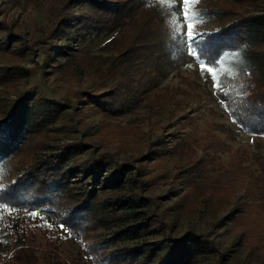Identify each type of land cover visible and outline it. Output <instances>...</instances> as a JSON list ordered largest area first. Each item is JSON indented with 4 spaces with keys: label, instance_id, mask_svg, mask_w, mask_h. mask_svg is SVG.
<instances>
[{
    "label": "rangeland",
    "instance_id": "374dc122",
    "mask_svg": "<svg viewBox=\"0 0 264 264\" xmlns=\"http://www.w3.org/2000/svg\"><path fill=\"white\" fill-rule=\"evenodd\" d=\"M83 1L0 0V116L24 94L63 105L57 122L34 131L5 163L0 186L38 156L71 146L73 183L95 186L102 193L98 206L114 191L109 182L122 180L133 190L123 199H141L160 214L150 220L157 221V232L129 242L155 245L193 230L213 243L193 264H208L219 253L226 254L223 264H264V135L242 128L216 94L217 72L213 77L210 66L189 54L182 0H163L179 21L181 38L175 53L153 60L155 67L148 49L125 63L114 40L118 29L82 27L75 15H92ZM188 10L199 14L193 31L201 35L236 17L258 15L254 38L264 39V0H197ZM76 26L79 32L66 45L64 30ZM244 65L264 66V57L243 49L222 63L227 70ZM96 158L103 160L101 181L92 177ZM51 221L29 224L41 239L59 235L64 256L76 264H94L89 256L80 259V242L117 230L115 225L79 242ZM162 257L158 250V264Z\"/></svg>",
    "mask_w": 264,
    "mask_h": 264
},
{
    "label": "trees",
    "instance_id": "16d2710c",
    "mask_svg": "<svg viewBox=\"0 0 264 264\" xmlns=\"http://www.w3.org/2000/svg\"><path fill=\"white\" fill-rule=\"evenodd\" d=\"M81 4L92 11L91 16L85 12L75 15L82 27L95 26L101 32L118 29L114 40L120 50L124 49L121 56L126 64H133L145 49L149 50L148 62L152 67H155L154 59L175 53L181 38L179 21L168 14L163 0H84ZM257 17L254 14L236 17L214 31H203L196 47L203 52L198 60L217 72L216 94L229 113L246 131L261 134L264 133V66L244 65L234 70L222 66L227 54L243 49L259 51L264 57V39L254 38ZM77 31L78 26L71 32L64 30L66 45L68 36ZM157 52L161 54L154 57ZM62 108L55 100L24 94L8 113L0 116V173L34 131L57 122ZM72 148L67 146L38 156L24 172L0 186V264H76L64 256L66 242L59 235L42 239L37 236L29 223L39 219L52 220L58 228L65 225L70 236L79 242L94 237L93 232L100 234L116 225L112 235L104 233L99 240L80 242V259L89 256L94 264H158L155 259L158 250H163L159 264H193L197 256L213 250L208 236L193 230L181 237L168 235L155 245L129 242L157 232L153 228L157 221L150 220H156L153 216L160 214L151 206L144 207L141 199H123L128 191L133 192L130 185L122 180L109 182L112 180L107 178L104 182H109L114 191L98 206L95 200L102 193L96 192L95 186L79 188L73 183L74 170L70 167L73 160L69 156ZM100 161L103 162L96 158L94 166ZM95 169L92 177L103 180V165ZM115 197H118L116 203L112 201ZM26 209L28 213L23 212ZM225 260L226 254L219 253L208 264H223Z\"/></svg>",
    "mask_w": 264,
    "mask_h": 264
},
{
    "label": "snow or ice",
    "instance_id": "6c2138e0",
    "mask_svg": "<svg viewBox=\"0 0 264 264\" xmlns=\"http://www.w3.org/2000/svg\"><path fill=\"white\" fill-rule=\"evenodd\" d=\"M197 0H182V4L184 6V19L186 21H188V27H187V31L185 32L184 38L186 40L187 43V47L189 50V54L192 55L194 58L197 59H202L203 57V52L200 51L196 45L198 42V39H202V35L199 33H195L193 31L194 29V25L197 23H200V20L197 19L198 17V13L196 12H191L189 13L188 10V6L192 3H196ZM205 47H207V45H205ZM203 62L201 63V68H203ZM209 72H211L213 74V77H215V70L212 68L208 69ZM226 95V94H223ZM261 135H264V133H261ZM32 215H36V213H32ZM61 229L64 230L66 228L65 225H60Z\"/></svg>",
    "mask_w": 264,
    "mask_h": 264
}]
</instances>
